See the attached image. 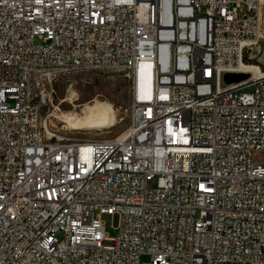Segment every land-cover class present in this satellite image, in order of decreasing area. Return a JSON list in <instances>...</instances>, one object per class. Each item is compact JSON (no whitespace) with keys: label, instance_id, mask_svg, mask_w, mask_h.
Here are the masks:
<instances>
[{"label":"built area","instance_id":"built-area-1","mask_svg":"<svg viewBox=\"0 0 264 264\" xmlns=\"http://www.w3.org/2000/svg\"><path fill=\"white\" fill-rule=\"evenodd\" d=\"M258 2L0 0V264H264V71L238 63ZM92 58L152 64L138 123L110 145H42L29 71L45 63L50 101L48 63Z\"/></svg>","mask_w":264,"mask_h":264},{"label":"rangeland","instance_id":"rangeland-1","mask_svg":"<svg viewBox=\"0 0 264 264\" xmlns=\"http://www.w3.org/2000/svg\"><path fill=\"white\" fill-rule=\"evenodd\" d=\"M258 15L261 35L248 53L247 63L256 64L264 71V2L259 8ZM115 68H86L73 72L52 73L51 75H58L59 78L54 83L55 92L50 101L35 96L40 94L39 77L45 72H39L33 77L30 89L35 99L43 102L42 123L50 138L56 140L62 136L65 140L98 139L121 134L130 121V106L135 96V83L127 71ZM244 76L238 73H226L224 83L242 79ZM241 90L252 91L253 86H245ZM96 101L104 107L103 118L110 123V127L76 129L66 120L69 116L88 118L90 108ZM151 185L156 186V181H152ZM104 221L107 225V234L116 237L119 232L118 215H105ZM59 237H62V234H59Z\"/></svg>","mask_w":264,"mask_h":264},{"label":"bare ground","instance_id":"bare-ground-1","mask_svg":"<svg viewBox=\"0 0 264 264\" xmlns=\"http://www.w3.org/2000/svg\"><path fill=\"white\" fill-rule=\"evenodd\" d=\"M264 0H259L258 2V12L259 8L262 5ZM166 21H173V14H166ZM258 28H259V15H258ZM257 38H249L247 44H240L238 47V63L241 65L240 69L242 71H256L261 69L256 64H249L247 62L249 59L248 53L253 49ZM103 67H116L122 68L128 72L129 77L137 85V92H135L134 99L130 106V121L127 127L121 132L120 135L115 137H104V138H88V139H78V140H65L62 136H59V139L50 138L43 126L42 123V107L43 102L36 100L30 89V83L33 77L39 72H45V63H37L33 65L31 71H29L28 82H24L23 88V103H25L27 108L36 107V115L34 120V133L36 136H40V142L42 145L48 146H62L66 145L69 147L85 146L92 144L99 145H110L113 143H118L122 141L124 137L131 134V129L134 128V123H138L137 116V104L139 103V98L143 100H149L153 93V84L155 75L153 73V67L150 63H144L140 66L139 72L136 71V64L134 62H126L123 60H111L105 61V66H102V58H92L89 62H80V61H64V69L57 65V63H48L47 66V75H51L54 72H68L71 69H86V68H103ZM263 72V70H262ZM45 74H40L44 76ZM221 86H231V82L224 83V76L221 77ZM40 87V84H39ZM104 107L100 104L99 101L94 102L89 111V117L84 116L71 117L69 116L68 120L76 129L84 128H98V127H110L102 114ZM65 121V120H64Z\"/></svg>","mask_w":264,"mask_h":264}]
</instances>
